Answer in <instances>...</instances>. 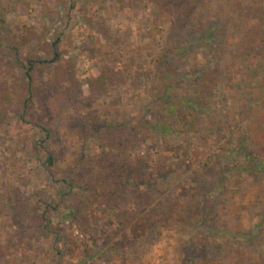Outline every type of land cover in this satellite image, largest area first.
Instances as JSON below:
<instances>
[{"label":"rangeland","instance_id":"rangeland-1","mask_svg":"<svg viewBox=\"0 0 264 264\" xmlns=\"http://www.w3.org/2000/svg\"><path fill=\"white\" fill-rule=\"evenodd\" d=\"M0 264H264V0H0Z\"/></svg>","mask_w":264,"mask_h":264},{"label":"trees","instance_id":"trees-1","mask_svg":"<svg viewBox=\"0 0 264 264\" xmlns=\"http://www.w3.org/2000/svg\"><path fill=\"white\" fill-rule=\"evenodd\" d=\"M57 58H58V56H55V59L53 61H55ZM36 64H37V62L35 60H26L25 63L22 64L23 68H24V74H25V77H26V80H27V92H28V95H29V98H27L24 101V110H23V113L21 115V119L22 120H24V115H25V113H26V111L28 110V107H29L28 104L31 101L30 100L31 96H32L31 84H32L33 78H34L33 75H34ZM166 130H170V129H166ZM47 164H48V166H52L53 165V156H52L51 153L48 154Z\"/></svg>","mask_w":264,"mask_h":264}]
</instances>
